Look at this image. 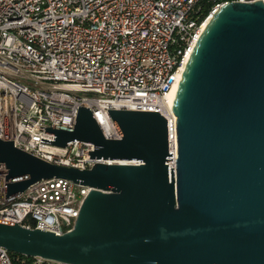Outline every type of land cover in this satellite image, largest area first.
Listing matches in <instances>:
<instances>
[{"label":"water","instance_id":"water-1","mask_svg":"<svg viewBox=\"0 0 264 264\" xmlns=\"http://www.w3.org/2000/svg\"><path fill=\"white\" fill-rule=\"evenodd\" d=\"M174 167L156 111L106 109L104 138L77 106L71 127H44L63 147L91 143L88 169L50 163L0 139L4 195L64 178L89 187L70 230L0 219V246L66 264H264V0L224 1L186 59L171 103Z\"/></svg>","mask_w":264,"mask_h":264},{"label":"built area","instance_id":"built-area-1","mask_svg":"<svg viewBox=\"0 0 264 264\" xmlns=\"http://www.w3.org/2000/svg\"><path fill=\"white\" fill-rule=\"evenodd\" d=\"M206 1L200 18V0H0V139L50 163L88 169L110 161L88 158V142H39L52 140L44 127H71L84 106L102 136L117 139L106 109L156 111L165 119L169 172L175 116L163 97L177 85L203 21L224 2ZM4 174L0 162V219L54 234L71 229L88 186L53 177L3 198ZM10 253L0 246V264H66Z\"/></svg>","mask_w":264,"mask_h":264},{"label":"trees","instance_id":"trees-1","mask_svg":"<svg viewBox=\"0 0 264 264\" xmlns=\"http://www.w3.org/2000/svg\"><path fill=\"white\" fill-rule=\"evenodd\" d=\"M222 1H230V0H222ZM200 4H201L200 18H203L209 10L210 2L206 1V0H200ZM10 254L12 256L18 255L20 258H25L27 261L29 260V257H25V256L20 255V254H15V253H10ZM16 264H19V263L17 262ZM41 264H51V263L42 262Z\"/></svg>","mask_w":264,"mask_h":264},{"label":"bare ground","instance_id":"bare-ground-1","mask_svg":"<svg viewBox=\"0 0 264 264\" xmlns=\"http://www.w3.org/2000/svg\"><path fill=\"white\" fill-rule=\"evenodd\" d=\"M208 18L205 19L202 23V26L203 27L205 25V23L207 22ZM185 64V61L183 63V66ZM183 66L181 68H183ZM175 89H176V84H174L167 92L166 94L164 95L163 97V104L166 106V107H171V103H172V100H173V96H174V93H175Z\"/></svg>","mask_w":264,"mask_h":264}]
</instances>
